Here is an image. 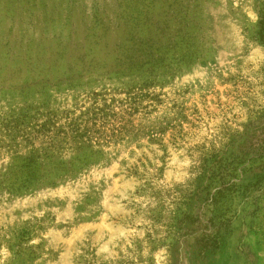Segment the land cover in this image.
Segmentation results:
<instances>
[{
  "label": "rangeland",
  "instance_id": "rangeland-1",
  "mask_svg": "<svg viewBox=\"0 0 264 264\" xmlns=\"http://www.w3.org/2000/svg\"><path fill=\"white\" fill-rule=\"evenodd\" d=\"M262 22L264 0H0V264H264V160L212 253L191 195L264 128ZM143 92L120 139L39 132Z\"/></svg>",
  "mask_w": 264,
  "mask_h": 264
},
{
  "label": "trees",
  "instance_id": "trees-1",
  "mask_svg": "<svg viewBox=\"0 0 264 264\" xmlns=\"http://www.w3.org/2000/svg\"><path fill=\"white\" fill-rule=\"evenodd\" d=\"M258 38L264 44L263 22L258 32ZM148 96L150 95L147 92L140 95L132 94L124 100V103L119 102V110L117 111L113 109L114 105L109 103L103 108L97 107L94 112H86V114L83 113L79 117L65 115L61 120L54 115L44 120L38 129L48 139L50 148L61 147L68 143L80 146L91 142L92 139L98 141L120 139L126 133H134L130 116L138 111L140 101ZM262 160H264V128L261 129V133L256 138L254 137V142H250L246 146L244 151L233 155L229 163L220 164L212 171L210 183L202 188L196 185L198 187L191 192V195L197 194L196 197L203 202L197 217H205L207 212L209 213L204 228L209 230V228L216 226L215 233L210 234L203 231L204 236L201 239L203 254L214 252L221 243L220 228L222 224L225 223L224 225H226V221H228L227 208L224 206L225 200H229L236 192L241 190L237 180V166L244 164L246 161L255 163ZM261 169L262 172L256 174L258 176L257 182L264 186V167ZM22 173H24V178L20 184L21 186L28 185L34 179V167L29 163L22 165ZM178 228L182 229L181 226H178Z\"/></svg>",
  "mask_w": 264,
  "mask_h": 264
}]
</instances>
